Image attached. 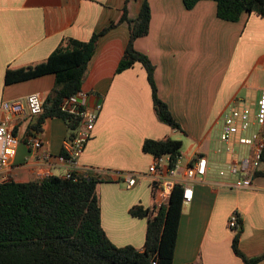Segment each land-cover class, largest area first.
Wrapping results in <instances>:
<instances>
[{
  "label": "crops",
  "instance_id": "0c3cea01",
  "mask_svg": "<svg viewBox=\"0 0 264 264\" xmlns=\"http://www.w3.org/2000/svg\"><path fill=\"white\" fill-rule=\"evenodd\" d=\"M127 1L0 0V119L4 101L40 94L45 103L56 83L55 75H47L5 85L8 69L44 61L66 39L88 42L115 25L99 38L82 86L103 109L80 167L97 171L91 177L102 181L101 221L110 241L143 250L148 220L133 217L131 210L153 208L156 196L148 176L154 157L143 152L144 142L170 138L193 145L183 154L181 173L198 155L209 152L214 159L213 139L225 113L236 99L256 105L264 90V16L244 13L239 22L224 21L212 0L199 2L193 10H187L183 0ZM145 3L151 9L150 30L134 47L155 66L159 98L181 130L158 119L142 64L117 73L131 33L130 24L122 22L125 6L134 21ZM35 119L26 112L12 125L19 143L7 173L16 183L66 174L57 158L72 133L67 122L48 118L42 132L35 133L56 159L46 165L42 151L28 143ZM226 161L224 157L213 167L205 181L194 183L193 198L183 206L173 264H244L233 251L236 232L228 228L234 213L241 223V252L249 258L264 254V162L253 188L242 190L219 177L217 171ZM134 174L138 183L128 188L124 178Z\"/></svg>",
  "mask_w": 264,
  "mask_h": 264
},
{
  "label": "trees",
  "instance_id": "16d2710c",
  "mask_svg": "<svg viewBox=\"0 0 264 264\" xmlns=\"http://www.w3.org/2000/svg\"><path fill=\"white\" fill-rule=\"evenodd\" d=\"M183 1L187 10H193L205 0ZM212 1L217 3L218 18L224 21L239 22L244 13L258 12L264 16V0ZM122 22L130 24L131 33L117 73L142 64L147 71L158 119L173 130H181L168 105L159 98L155 66L134 47L137 39L149 34V5H143L134 21L128 18L125 6ZM114 26L94 34L88 42L66 39L46 60L7 70L5 85L47 75L56 77L55 88L43 105V114L29 126L30 135L41 133L48 118L68 121L60 105L65 98L82 91L98 40ZM68 126L70 130L76 129L73 122ZM182 147L181 141L170 138L146 140L143 152L154 158L170 156L173 161L181 154ZM101 182L96 177L75 180L53 176L29 183L0 184V264H173L184 206L183 188L177 186L174 189L167 206L151 209L136 206L131 210L133 217L148 220L145 246L138 250L133 246L117 247L107 237L102 227L98 194ZM239 224L241 226L240 221ZM240 226L235 230L233 251L244 264H259L264 260V254L249 258L241 252Z\"/></svg>",
  "mask_w": 264,
  "mask_h": 264
},
{
  "label": "built area",
  "instance_id": "2783aa9c",
  "mask_svg": "<svg viewBox=\"0 0 264 264\" xmlns=\"http://www.w3.org/2000/svg\"><path fill=\"white\" fill-rule=\"evenodd\" d=\"M91 100V95L82 90L65 98L60 105L61 112L68 118L67 124L73 122L76 125V129L70 130L72 133L63 144L62 155L57 158L58 163L66 168V174L62 177L64 179L90 178L91 172L95 171L80 167V160L93 137L103 109V103H92ZM43 105L44 101L40 94L7 100L1 104L0 184L12 181L7 172L13 166L19 143L12 129L14 121L26 112L33 118L39 117L44 112ZM213 142L214 159L210 158L209 152L198 155L188 163L182 173L179 171L184 159L181 154L173 161L170 156L154 158L148 176L153 181L156 193L154 202L157 208L169 204L177 186L184 190V203L191 202L194 183L205 181L213 167L222 164L224 157L227 161L225 166L218 169L219 177L231 182L237 189L253 188V180L263 163L264 90L261 91L256 105L241 99L233 102L223 116ZM28 143L34 150L42 151L41 158L46 165H51L56 160L50 152L43 149V141L35 134L28 138ZM138 179V174L126 176L124 183L128 188H132L138 183ZM238 225L239 216L234 213L228 222V228L236 230Z\"/></svg>",
  "mask_w": 264,
  "mask_h": 264
},
{
  "label": "rangeland",
  "instance_id": "374dc122",
  "mask_svg": "<svg viewBox=\"0 0 264 264\" xmlns=\"http://www.w3.org/2000/svg\"><path fill=\"white\" fill-rule=\"evenodd\" d=\"M181 136H182V138L183 139H185L184 138V135L183 134H181ZM187 150H193V145H191V144H183V147H182V150H181V155L183 156V154H185V152L187 151ZM184 157V156H183Z\"/></svg>",
  "mask_w": 264,
  "mask_h": 264
}]
</instances>
